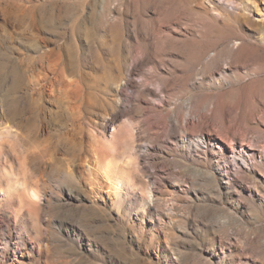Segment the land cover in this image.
Masks as SVG:
<instances>
[{
  "label": "rangeland",
  "instance_id": "1",
  "mask_svg": "<svg viewBox=\"0 0 264 264\" xmlns=\"http://www.w3.org/2000/svg\"><path fill=\"white\" fill-rule=\"evenodd\" d=\"M204 1L0 0V264H264V0Z\"/></svg>",
  "mask_w": 264,
  "mask_h": 264
},
{
  "label": "bare ground",
  "instance_id": "2",
  "mask_svg": "<svg viewBox=\"0 0 264 264\" xmlns=\"http://www.w3.org/2000/svg\"><path fill=\"white\" fill-rule=\"evenodd\" d=\"M206 1V0H205ZM205 1L204 2H202V6H204L205 4ZM221 1H223V0H207L206 1V3L208 2V5L209 6H211L213 9H217V7H220V6H223L222 5V3H221ZM207 5V6H208ZM206 7V6H205ZM208 8V7H207ZM211 11H212V9H211ZM218 13V12H217ZM239 45V44H238ZM237 48V47H236ZM238 49H239V46H238ZM241 57V56H240ZM222 69V68H221ZM134 75V74H133ZM135 75H137V74H135ZM134 75V76H135ZM132 83H134V81L132 80L131 81ZM129 98V96H127L126 94H125V99L127 100ZM117 121H118V118L117 117H114L109 123V125H111L112 127H114V128H116V123H117ZM117 130V132L116 133H114V135H113V140L112 141H116V142H120V143H123L122 142V139L123 138H125V131H123V130H121V129H116ZM126 135H128V134H126ZM138 139V138H137ZM105 140V139H104ZM124 140V139H123ZM139 141V140H138ZM103 143V142H102ZM113 143V142H112ZM99 144V143H98ZM108 145H110V144H108ZM109 146H107L106 144L104 145V144H101V145H99L97 148H95V150H94V153H93V159H94V161H95V163H96V165L97 166H99V169L100 170H102L108 177H113V175H117L118 177L117 178H114L115 179V187L116 188H119L120 186H122V185H127L128 184V182H126L124 179H123V177H121V176H119L118 175V173H117V170L115 169V165L113 164V161L112 160H110L109 158V151H111V150H109V148H108ZM111 147V146H110ZM107 148H108V150H107ZM264 149V148H263ZM3 147H2V145H1V143H0V164L2 163V160H1V157H2V154H3ZM233 154H234V156L236 157V156H238V157H241V158H243V160L245 161V163H248V161L249 160H251V159H253L254 158V154H249L247 151H244V150H239V151H234L233 152ZM112 156V155H111ZM261 158H263L264 159V151L262 152V154H261V156H260ZM112 159V158H111ZM5 167V166H4ZM6 174V173H5ZM112 181V180H111ZM8 182H10L9 181V178H8ZM8 188H9V183H8ZM25 195V197L24 196H22V200H23V204L25 205V207H27V209H30L31 207H33L34 205L33 204H35L34 203V200H33V196H32V194L30 193V191L29 190H26V193L24 194ZM20 199V200H21ZM24 207V206H23Z\"/></svg>",
  "mask_w": 264,
  "mask_h": 264
}]
</instances>
